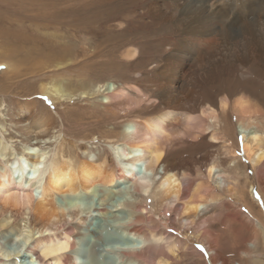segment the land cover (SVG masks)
<instances>
[{"label": "bare ground", "instance_id": "6f19581e", "mask_svg": "<svg viewBox=\"0 0 264 264\" xmlns=\"http://www.w3.org/2000/svg\"><path fill=\"white\" fill-rule=\"evenodd\" d=\"M107 1L111 0H104L107 4L106 11L95 13L94 16H90L91 19L100 18L106 14L115 17L123 14L120 4L116 2L108 6ZM191 2V9L183 13V19L184 22L187 21L186 18L193 19L190 21L191 23H196L198 20L202 24L198 27L199 30L203 31L205 27L202 22H207L209 17L215 15L220 18L223 24H227L226 19L231 16L236 22L239 18H247L249 29L252 32L249 35L252 37L251 40L248 39V36L235 35L227 39L228 43L223 41L226 38L220 41H214L212 38L204 39L205 41L196 39L195 44L188 42V45L194 44L192 50L196 53L194 63L197 66L196 74L199 76L195 77L198 79L195 85L196 89L191 86L192 82H190L182 93L175 90L174 83L171 82L176 78L178 72L175 65H178V62L175 61V58L166 57L159 66L156 63L152 65V71L157 73L155 79H158L159 82L161 79L165 81L163 94L167 101L178 105H187L196 97L204 100L196 114L167 109L145 119L129 120L122 131L118 133L120 141L116 142L111 139L112 136L104 135L102 138L106 143L112 144L113 150L116 149L117 157L113 160L115 162L114 169L110 168V160L99 152L92 154L91 159L73 164L69 159L58 160L55 157L45 161L44 155L40 154L43 157L40 158L38 153L36 156L31 152L32 149H35L32 147L33 145L21 147L22 150L13 156L14 160L11 164L9 161H4L0 165V210L27 214L32 212L34 218L41 221V226L29 235V241L25 247V255L31 259L30 264H174L173 261H178L180 259L179 249L182 246L180 247L178 240L163 230L172 221L168 216L169 211L178 216L181 226H190L195 218H204L213 210V206H210L213 200V190L218 189H214L209 180H213L219 190H230V186L233 185H230L231 182L228 179L231 172L230 166L223 168L218 164L219 162L211 160L212 162L206 166L205 175L202 174L204 172H201V169H197L193 177L185 169H180L186 163L184 154L180 155L178 152V155L174 153V156L173 153L170 154V149L166 150V146L175 136L188 134L195 138L201 132L202 135L210 134L212 143L219 142L224 135L228 136L229 132V128L225 125L227 121L222 123L220 115L224 116L226 120H230L229 113L231 112L235 116L236 122L238 121V132L242 134L239 143L241 154L244 160L249 163L252 171L258 172L260 181L257 185L264 189V136L260 130L263 126L259 128V124L264 123V102L262 107H258L245 94L251 85H264V0H191ZM151 10L155 21L160 18L166 19L170 15L155 5L151 7ZM18 13L19 15L23 14ZM199 15L201 16L200 20ZM16 19L18 20V18ZM150 25L154 28L158 23L152 21ZM27 40L23 39V42L25 43ZM105 40L107 44L109 43V49L118 47L124 40L131 41L129 36L113 33H109ZM176 40L180 44L179 47L182 48H180L181 51L186 52L187 49H191L188 45H184L185 41L182 43L183 38L180 37ZM4 44H14L17 47L21 45L20 43H9L7 40L4 41ZM10 50L12 49L10 48ZM49 50V48L39 50L36 53L35 56L39 59L38 67H43L47 62L61 59L69 54L68 46L57 50V54L55 51ZM137 52L135 47L130 46L120 56L133 60L137 56ZM10 56L12 55L8 57ZM161 57L163 58L156 53L151 59H149L150 57L148 59L150 61L158 59V63ZM0 63L5 65L4 68L9 66L7 62ZM110 86L107 82L102 86L92 85L78 88V90L77 87L72 89L57 82L53 85L52 91L45 90L44 86L42 89L44 93L57 98V100H68L76 95L89 96L104 87L106 95L104 91L102 93L105 95L107 104L132 95L129 94V90L135 92V95L137 93L136 99H139L138 95L140 97L141 94V90L136 85H129L130 87H126V85ZM100 98L102 99V97ZM214 99L217 100L218 107L213 106ZM27 102L20 103L18 106L17 119L19 122L33 120L29 131L34 133L36 138H41L52 125L50 124L51 120L49 122L48 119L43 118L35 111V105ZM134 102L135 105L140 104L137 103V100ZM130 108L131 106L127 107V109ZM227 141V139L222 141L226 143L225 147L229 144ZM5 145L0 141V154L6 151ZM227 151L232 152L229 147ZM23 155H26L29 161ZM24 159L27 162H24ZM44 161L46 163L43 164ZM26 163L33 170L30 176H27L25 172ZM14 168H18L19 174L16 175ZM94 192L98 193L96 200L93 199ZM81 194L86 197L84 209L80 208L77 203L75 205L70 203L71 201L65 200L69 195L80 196ZM107 194L113 195L114 200H107ZM57 195L62 199L60 204L54 200ZM155 198L167 203L163 213L165 218L163 217L162 220L159 217L155 219L153 214H150L151 211L146 209L148 199L154 200ZM106 212L112 213L113 222L102 223V227L97 229L92 235L94 237L91 238V220L94 217L107 215ZM254 219L256 226H264V220L262 221L256 216ZM62 220L64 223L61 222ZM206 220L201 223L200 228L205 225ZM13 227L15 226H11L6 217H1L0 238L5 230L14 229ZM204 228H202L203 239L207 241L206 244L208 243L212 247L215 245L216 238L213 236L214 234H211L212 232L210 233ZM260 229L264 239V229ZM15 232H21L19 227L15 229ZM123 238H125L124 243L121 242ZM106 246L115 249L106 248ZM208 246L209 261L206 260L204 264H227L220 252L214 247ZM157 249L162 253L153 258L154 250ZM7 255L0 253V264H7L4 259ZM261 256L263 260L254 264H264V254H257L254 257Z\"/></svg>", "mask_w": 264, "mask_h": 264}, {"label": "rangeland", "instance_id": "374dc122", "mask_svg": "<svg viewBox=\"0 0 264 264\" xmlns=\"http://www.w3.org/2000/svg\"><path fill=\"white\" fill-rule=\"evenodd\" d=\"M113 1H107L108 6L117 2L122 8V15L115 17L106 14L103 17L91 19L90 16H94L95 13L106 11L107 4L104 0H0V62L4 61L9 64L8 69L0 63V141L6 144V151L0 154V165L4 161H9L11 164L14 160L13 156L17 152L19 153L25 145H33L32 147L35 149H32L31 152L34 155L38 153L40 158H43L41 155H44L45 161L55 157L58 160L69 159L73 164L91 159L92 154L99 152L110 160V168L114 169L115 162L113 160L117 157L116 149L113 150L112 144L106 143L103 139L104 135L112 136L111 139L117 142L120 141L118 133L122 131L129 120L145 119L167 109L196 114L203 104L204 100L202 101L200 97L189 101L187 105H178L167 101L163 94L165 81L161 79L162 83H160L157 81L158 79H155L157 73L152 71L154 63L159 66L163 63L164 58H175V61L178 62V65L175 64L178 72L174 78L175 81H171L174 83L175 90L182 93L190 82H192L191 86L196 89L195 85L198 80L195 79L197 66L194 63V55L196 53L192 50L196 39L212 38L214 41H220L226 38L223 41L228 43L227 39L230 37L235 35L249 37L252 33L247 18H239L236 22L231 16L226 19L227 24H223L220 18L214 15L209 17L207 22H202L206 27L203 26V31L198 29L199 26H202L198 20L196 23H191L190 21L193 19L186 18L187 21L184 22L183 13L191 9V0ZM153 5L158 6L168 15L170 13L169 17L155 21L151 10ZM18 12L23 14L19 15ZM182 19L183 21H181ZM152 21L158 23V27L152 28L150 25ZM109 33L129 36L131 41L124 40L125 43L122 42L123 44L121 43L118 47L109 49V43L107 44L105 40ZM180 37L184 39L182 43L185 41L184 45L186 46L188 42L194 43L192 46L188 45L191 49H187L186 52L181 51L182 48L179 47L180 44L176 40ZM103 38L104 40H102ZM23 39L28 40L24 43ZM248 39L251 40L252 37L250 36ZM5 40L21 45L18 47L14 44L6 45L4 44ZM64 46H68L69 54L61 59L47 62L43 67H38L39 59L35 55L39 50L49 48V51H55L57 54V50ZM130 46L135 47L138 51L133 60L120 56ZM156 53L159 57L163 56L158 63V59L156 61L149 60ZM7 55L12 56L8 57ZM197 77L199 76L197 75ZM57 82L72 89L92 85L102 86L107 82L111 85L110 87L136 85L141 90V94L139 93L140 97L138 95L139 99H136L137 93L135 95V92L129 90V94L132 95L107 104L104 97L106 93L102 87L103 90L100 88V91L101 93L104 91L105 95L98 91L85 97L76 95L68 100H57V98L44 93L42 89L44 86L45 90L52 91L53 85ZM263 89L264 85H251L245 94L252 103L262 107ZM136 100L140 104L135 105L134 101ZM25 102L33 103L38 114L48 119L49 122L51 120L50 124L52 125L41 138H36L34 133L29 131L33 120L19 122L17 119L18 106ZM210 103L212 105V102ZM213 103V106L218 107L217 100L214 99ZM128 106L131 108L127 109ZM229 118L230 120H226L224 116L220 115L222 123L227 121L225 125L229 128V132L228 136L224 135L219 142L212 143L210 134L202 135L201 132L195 138L188 134L175 136L166 146V150L170 149V154L178 155V152L180 155L184 154L186 163L180 169H185L193 177L197 169H201V172H204L202 174L205 175L206 166L213 160L219 162L218 164L223 168L230 166L231 172L227 171L230 175L227 178L231 182L230 185H233L230 186V190H219L213 180H209L211 186L218 190H213V200L210 204L213 206L212 212L206 215H209L208 217H204L209 222L208 224L206 222L201 228L200 225L205 221L204 218H195V223L193 221L190 226H181L178 216L169 211L168 216L172 223L170 222V225L163 230L178 240L180 247L182 246L179 247L180 259L173 261L174 264H204L206 260L209 261L207 248L209 244L205 243L207 241L203 239L202 233V228L205 226L204 229L212 232L211 234H214L213 236L216 238L215 245L208 247H214L220 252L227 264H254L263 260L262 256L256 257L257 259L254 257L257 254H264V239L260 229H264V226H256L254 216L264 220V189L257 185L260 181L258 172L255 171V174L252 171L249 163L244 160L241 154L239 143L242 134L238 132V121L236 122V118L231 112ZM261 126L263 127L260 128ZM259 128L264 136V123L259 124ZM223 139L228 140L227 146L232 151L231 153L227 151L228 147L224 146L226 143L222 142ZM23 157L27 156L23 155ZM26 160L29 161L28 158ZM26 160L23 161L27 162ZM45 161L43 164L46 163ZM25 166L28 169L25 171L26 175L30 176L33 170L28 163ZM14 170L16 175L19 174L18 168H14ZM235 176H237L236 179H233ZM230 177L232 178L230 179ZM55 198V202L60 204L62 199L58 195ZM97 198L98 193L94 192L93 199ZM108 199L114 200V196L107 194ZM65 200L71 201L70 203L75 205L77 203L82 209L86 203V197L83 194L80 196L69 195ZM166 206L165 201H160L157 198L148 199L146 202V209L151 211L150 214H153L155 219L165 218L163 213ZM116 213L118 212L116 211ZM106 214L91 220V238L94 237L92 235L96 230L102 227V223L113 222L112 213L106 212ZM1 217H6L11 226L15 227L4 231L0 238V253L8 254L4 258L7 264H28L25 247L29 241V235L41 226V221L35 219L32 212L27 214L0 210ZM61 222L64 223V220ZM18 227L22 234L15 232ZM124 241L125 238L121 240L122 243ZM198 245L203 247H197ZM160 253H162L161 250H154L153 258ZM164 255L166 256V254Z\"/></svg>", "mask_w": 264, "mask_h": 264}, {"label": "built area", "instance_id": "2783aa9c", "mask_svg": "<svg viewBox=\"0 0 264 264\" xmlns=\"http://www.w3.org/2000/svg\"><path fill=\"white\" fill-rule=\"evenodd\" d=\"M27 260H28V264H30V263H31V259H30V258H28Z\"/></svg>", "mask_w": 264, "mask_h": 264}, {"label": "snow or ice", "instance_id": "6c2138e0", "mask_svg": "<svg viewBox=\"0 0 264 264\" xmlns=\"http://www.w3.org/2000/svg\"><path fill=\"white\" fill-rule=\"evenodd\" d=\"M197 247H201L202 248L203 246L202 245H198Z\"/></svg>", "mask_w": 264, "mask_h": 264}]
</instances>
